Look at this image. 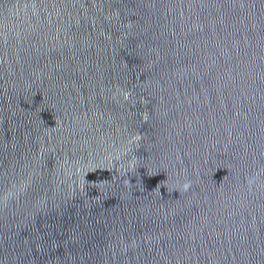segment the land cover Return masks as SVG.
I'll use <instances>...</instances> for the list:
<instances>
[{"label": "water", "instance_id": "95a60500", "mask_svg": "<svg viewBox=\"0 0 264 264\" xmlns=\"http://www.w3.org/2000/svg\"><path fill=\"white\" fill-rule=\"evenodd\" d=\"M0 264H264V0H0Z\"/></svg>", "mask_w": 264, "mask_h": 264}]
</instances>
